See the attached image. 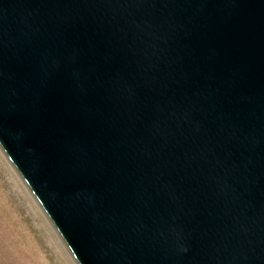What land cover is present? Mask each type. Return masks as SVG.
<instances>
[{
    "label": "water",
    "instance_id": "95a60500",
    "mask_svg": "<svg viewBox=\"0 0 264 264\" xmlns=\"http://www.w3.org/2000/svg\"><path fill=\"white\" fill-rule=\"evenodd\" d=\"M0 149L77 264H264V0H0Z\"/></svg>",
    "mask_w": 264,
    "mask_h": 264
},
{
    "label": "rangeland",
    "instance_id": "374dc122",
    "mask_svg": "<svg viewBox=\"0 0 264 264\" xmlns=\"http://www.w3.org/2000/svg\"><path fill=\"white\" fill-rule=\"evenodd\" d=\"M0 264H77L1 149Z\"/></svg>",
    "mask_w": 264,
    "mask_h": 264
},
{
    "label": "bare ground",
    "instance_id": "6f19581e",
    "mask_svg": "<svg viewBox=\"0 0 264 264\" xmlns=\"http://www.w3.org/2000/svg\"><path fill=\"white\" fill-rule=\"evenodd\" d=\"M43 213V212H42ZM54 232V231H53Z\"/></svg>",
    "mask_w": 264,
    "mask_h": 264
}]
</instances>
